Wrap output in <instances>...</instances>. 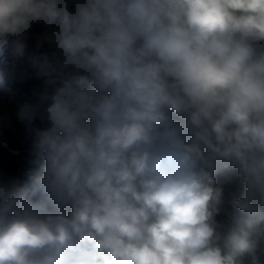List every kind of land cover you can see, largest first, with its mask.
Wrapping results in <instances>:
<instances>
[{
    "label": "clouds",
    "instance_id": "9594fccd",
    "mask_svg": "<svg viewBox=\"0 0 264 264\" xmlns=\"http://www.w3.org/2000/svg\"><path fill=\"white\" fill-rule=\"evenodd\" d=\"M36 25L0 264H264V0H0V55Z\"/></svg>",
    "mask_w": 264,
    "mask_h": 264
},
{
    "label": "trees",
    "instance_id": "16d2710c",
    "mask_svg": "<svg viewBox=\"0 0 264 264\" xmlns=\"http://www.w3.org/2000/svg\"><path fill=\"white\" fill-rule=\"evenodd\" d=\"M42 31V25L33 27L24 42L22 54L17 53L13 38H9L3 55H0V114H8L12 118L11 126L0 127V178L15 179L21 185L31 184L30 173L33 177L39 174L38 169L30 164L33 134L16 120L15 113L34 89L44 86L33 63L34 57L48 50L47 45L39 50L35 46V35ZM34 126L43 128L47 124L38 118ZM224 188L228 193L235 190V185L225 183Z\"/></svg>",
    "mask_w": 264,
    "mask_h": 264
}]
</instances>
